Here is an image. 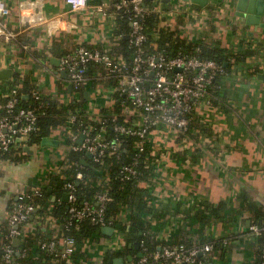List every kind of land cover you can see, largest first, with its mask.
<instances>
[{"label": "crops", "instance_id": "obj_1", "mask_svg": "<svg viewBox=\"0 0 264 264\" xmlns=\"http://www.w3.org/2000/svg\"><path fill=\"white\" fill-rule=\"evenodd\" d=\"M1 1L11 9L5 19L8 29L19 35L10 45L12 48L0 39V70L12 71L11 78L0 80V111L14 75L28 81L34 91L60 104L79 101V92L75 94L73 89L68 92L67 77H61L59 67L51 60L60 62L63 55L75 53L79 47L110 54L117 43L111 30L116 25L113 9L108 10L113 17L105 19L89 11L73 14L61 0H35L31 10H20L19 5L32 0ZM101 3L109 5L113 1L90 0L92 6ZM179 3V0H171L164 5L172 7ZM190 7L206 11L208 17L205 29L199 34L186 35L180 30L189 40L216 44L234 55L248 48L254 49L263 38L252 27L245 26L243 20L235 18L222 2L214 5L208 0L203 8L192 4ZM32 12L35 16L41 15L45 23L28 30L21 20ZM168 21L172 28L184 25L182 18ZM260 43L263 49L259 56L247 59L240 66L233 65L222 80L226 109L211 104L200 109L198 123L194 125L196 134L190 138L196 144L200 138L201 146L191 145L187 147L189 150H184L181 142L160 145V170L155 176V191L151 195L156 200L158 213L155 218L145 217V221L153 239L160 243H169L173 239L172 242L224 240L227 247L224 258L221 260L218 253L211 254L208 264H252L257 253L256 239L247 233L253 213L241 207L237 196L246 194L250 202L264 211V81L258 78L264 70V40ZM256 68L258 72L253 75ZM97 76L100 82L95 88L83 90L89 93V99H84L87 102L85 110L87 106L92 108L90 117H94L102 106L112 108L113 96L108 91L114 83ZM98 87L104 88L101 96L95 95ZM59 128L52 130L48 138L57 146H28L25 143L21 146L22 152L0 159V228L6 225L9 209L19 194L30 189L40 178L65 169L63 160L70 149ZM25 147L29 152L24 150ZM54 200L51 197V201ZM199 203L210 207L226 203V208L219 219L213 220L208 213H199L202 211L196 206ZM195 213L206 217L207 223L195 220ZM47 227L56 230L44 221L43 231ZM80 251L86 252V258L79 261L78 252L76 264H90L96 255L88 246ZM127 260L128 256L125 264H128Z\"/></svg>", "mask_w": 264, "mask_h": 264}, {"label": "built area", "instance_id": "obj_2", "mask_svg": "<svg viewBox=\"0 0 264 264\" xmlns=\"http://www.w3.org/2000/svg\"><path fill=\"white\" fill-rule=\"evenodd\" d=\"M34 1L21 3L19 5L20 10H31ZM61 2L73 14L89 11L94 15L98 14L105 19H109L113 17L111 13H108L111 8L114 14L122 10L129 11L132 14L130 21L131 30L126 36L130 46L134 48L130 63H127L121 55L88 51L83 47H79L77 52L60 59L59 71L66 73L67 81L72 85V89L76 94L78 91L80 93L81 89L84 90L86 86L85 78L83 77L85 65L87 63L99 65L105 73L104 80H115L108 93L111 96H122L127 101L128 106L122 109L125 119L124 124H127L132 119L136 120V124L128 126L117 125L115 123L117 118H112V131L122 137H137L143 140L148 129L152 127L153 130L148 135L149 149L146 161L141 163H145V165L154 169L150 183L144 186L153 195L155 191V176L160 170L161 146L172 141L176 144L181 142L184 150H189L187 147L191 145L201 146L202 140L200 138H198V144L194 143L190 138L196 134L193 126L198 123L197 117L200 115L202 106L210 104L206 95L208 89L213 86L215 75L219 73L224 78L226 74L214 62L200 60L193 56H179L175 59L167 60L163 55L157 54L144 58L141 45L145 41V36L141 18L151 14L159 15V17L165 19V25L169 27V19L178 20V18H182L184 25L180 27V30L183 33L185 32L186 35H190L192 32L199 34L205 29L208 13L204 10L194 9L190 7V4H181V2L172 7L170 6V10L165 12L163 4L159 0L152 1L150 7L144 4L145 0H118V2H113L109 5L101 3L95 6L90 4V0H61ZM10 12V7L0 0V39L5 44H9V47L19 35L18 32L9 30L6 25L5 19L9 17ZM24 17L21 21L27 26L25 28H28V30L45 23V19L41 15L37 14L35 16L33 12L25 14ZM113 29L114 27H111L112 31ZM121 38L122 36L115 38L117 43ZM103 90L104 88L98 87L95 95L101 96ZM32 95L36 101H42L43 96L38 91H34ZM78 100L79 102L83 101L80 98ZM5 101L0 111V154H8L13 147L25 145L30 134L36 131V122L39 115L38 109H24L19 106L16 88L8 92ZM84 111L89 118V114H92V108L87 106V111ZM92 117L89 119H92ZM75 120V117H69L67 125L60 127L59 130L70 140L69 149L71 151L83 153L84 156L86 154L91 156L90 160H86V158L81 160L85 164L88 161L100 163L105 154H115L119 151L121 143L118 139L111 142L103 138L102 133L105 130L103 122L95 121L100 125L99 130L92 125L79 126V130H77ZM80 137H83V140L80 145H77L76 143ZM142 146L141 142L136 144L135 147L138 153L142 152ZM138 158L137 154L133 158L132 164L122 166L119 172L120 181H128L137 176L136 166ZM76 179L82 180L81 174H77ZM64 189L66 191L65 195H67V203L69 204L68 214L71 221L79 223L88 220L93 225L109 227L105 225L103 218L104 206L110 201L106 192L96 197L95 206L84 202L78 208L72 185L66 184ZM38 196L39 193L36 189L33 190L32 196L23 192L16 197L11 205L7 215V226L11 242L15 239L20 242L22 227L36 211V207L26 203V201ZM125 217L122 214L118 215L120 220H124ZM50 221L52 223H49ZM45 222L56 228V223L50 218L45 220ZM248 232L255 238L264 237V225L261 227L250 225ZM76 245L73 238L59 236L42 242L40 250L53 256L57 261L64 260L65 264H76L70 260V257L78 250ZM100 245L98 246L100 251H98L90 264H101L104 253L108 250L117 252L124 245L123 238L120 234L113 232L112 237L107 242L102 240ZM85 246L89 245L85 244ZM143 250L145 249L143 248ZM211 251L212 246L210 244L189 249L184 245H179L173 248L165 247L160 249V252L152 255V258L154 261L164 260L159 264H165V261H170L171 264H205L204 259ZM14 253L16 251L9 244H5L3 246V262L0 264H10ZM260 258L264 264V251H262ZM146 262L147 259L144 256L139 260L140 264H145Z\"/></svg>", "mask_w": 264, "mask_h": 264}, {"label": "trees", "instance_id": "obj_3", "mask_svg": "<svg viewBox=\"0 0 264 264\" xmlns=\"http://www.w3.org/2000/svg\"><path fill=\"white\" fill-rule=\"evenodd\" d=\"M118 2V0H112ZM146 6L150 7L152 2L145 1ZM165 12L170 8L163 4ZM114 12V11H113ZM115 28L112 31L113 38L122 36L116 45L110 51L111 55H121L127 63L131 62L134 48L130 46L127 39V34L130 32L131 12L117 11L115 12ZM165 19L159 15L151 14L141 18L143 26V34L145 41L141 45L142 56L144 58L161 54L167 60L175 59L179 56L197 57L200 60L212 61L226 74L231 72L233 65L240 66L247 59L254 58L260 55L263 46L257 43L254 49L248 48L243 52L231 55L225 50L218 47L216 44H206L200 40H189L181 34L180 26L172 28L165 25ZM182 23H178V25ZM126 39H125V38ZM66 53L63 57L71 55ZM258 69H254L253 75L257 74ZM104 80L105 73L98 65L87 63L84 67V75L87 89L93 90L97 83L98 76ZM224 78L217 73L213 80V86L208 89L207 98L213 107L226 109L225 107V91L221 89V83ZM99 81V82H98ZM109 83H115L114 79L104 80ZM84 87V88H85ZM17 89V98L19 106L24 109H38V119L36 122V131L30 134L26 144L28 146H40L45 138H49L51 131L58 127L67 125L69 117H75L77 130L79 126L92 125L99 130L100 125L95 121L103 122L105 126L103 138L106 141H114L118 139L121 147L115 154H105L100 163L88 161L87 164H82L81 160L85 158L83 153L69 150L63 161L62 171L40 178L34 185L25 193L32 196V192L36 189L39 193L38 197L28 199L26 203L36 207V211L31 218L22 227V237L20 245L17 249L12 246L9 238V228L7 223L0 228V263L3 262V246L9 244L16 253L13 254L10 264H65L63 261H57L53 256L40 250V244L45 241L52 240L55 237L64 236L71 237L75 240L77 251L70 257L72 263H77L79 252V261L86 258V252L80 250L85 246L97 254L98 246L102 240L110 237L105 236L98 225L91 224L88 220L79 223L71 221L68 214L69 204L63 201L65 195V185L70 184L73 187V192L76 197V206L84 203L96 205V197L106 192L110 201L104 206V221L105 225L111 227L116 234H120L123 238V247L117 252L108 250L104 253L101 264H113L115 259L122 258L127 260L128 264H140L137 255L141 254L146 257L145 264H159L164 260L154 261L152 255L160 252L163 248H173L179 245H184L186 248L202 247L204 244H210L212 251L205 257V264L211 261V254H220L221 260L224 258L227 247L224 240H202L198 242H172L160 243L153 239L150 227L145 221V217L155 218L158 209L155 207V199L151 196V192L144 188L147 183H150L153 167H148L145 163L146 155L149 149L148 135L153 129L150 127L144 139L137 137H122L115 134L112 129V118H117V125L132 126L136 124V120L132 119L127 124H124V116L122 109L127 105V101L122 96L114 95L112 100V108L101 107L98 113L89 119L86 115L85 107L86 100L84 99V91L80 90L79 98L82 102L72 100L68 104H60L48 97H42V101H36L33 98L34 88L28 84V81L23 80L19 75H14L10 83V89ZM63 92L67 93L66 89ZM79 92V91H78ZM6 102V101H5ZM4 102V103H5ZM3 103V104H4ZM134 120V121H133ZM199 126V125H198ZM194 127V126H193ZM142 143L143 150L141 153L136 151V144ZM66 145H70V140H66ZM22 152L21 146L13 147L8 154H0V159L10 157L11 154ZM138 154V164L136 166L137 176L128 181H120V169L122 166L133 163V158ZM193 156H198L197 153H192ZM21 158V157H19ZM18 158V159H19ZM20 160V159H19ZM81 174L82 180H77L76 175ZM51 197L55 200L52 202ZM241 207L253 213L251 224L261 227L264 225V211L259 209L254 203L250 202L246 194L241 193L237 196ZM198 209L202 208L199 213H208L213 220L220 218V213L226 208V203H219L217 207H210L208 204L199 203L196 205ZM126 214L124 220L118 218L119 214ZM199 217V218H198ZM47 218H51L56 223V230H50L49 227L43 231V224ZM195 220L202 223H207L206 217H200L195 213ZM112 220V221H111ZM32 228V229H31ZM248 234H250L247 231ZM255 238V237H254ZM257 253L255 261L252 264H263L261 253L264 251V237L255 238ZM10 240V241H9ZM139 245L138 251L135 252L132 245ZM143 248L145 250H143ZM18 254V255H17ZM125 264V263H124ZM165 264H171L170 261H165Z\"/></svg>", "mask_w": 264, "mask_h": 264}, {"label": "water", "instance_id": "obj_4", "mask_svg": "<svg viewBox=\"0 0 264 264\" xmlns=\"http://www.w3.org/2000/svg\"><path fill=\"white\" fill-rule=\"evenodd\" d=\"M148 2H152L154 0H145ZM162 4H169L171 0H159ZM181 3L185 4H192L197 7H205L208 3V0H179ZM212 4H217L218 2H222V4L231 10L233 16L235 18L241 19L244 22V25L247 27H252L255 32L260 34L263 38L261 41L264 40V0H210ZM126 39V38H125ZM259 41V43L261 42ZM51 63L55 65L56 67H59L60 62L57 60L52 59ZM179 71V70H177ZM60 75L62 78H66L67 75L65 72L61 71ZM12 76V71L10 69H2L0 70V80H8ZM258 78L264 81V70L262 74L258 75ZM68 92L71 93L72 91V85L69 84ZM84 97L86 100L89 99V93H84ZM83 140V137H80L77 141V145H80ZM41 146H57V143L45 138L41 142ZM25 151L29 152V148L25 147ZM85 158L87 160L91 159V156L86 154ZM82 164H85L84 161L81 162ZM63 201L67 202V195H63ZM102 233L107 237H112L114 230L111 227H103L101 229ZM19 245V240L15 239L12 241V246L17 248ZM133 249L135 251H138L139 245L137 243H134L132 245ZM18 255V254H17ZM138 258H141L142 255L138 254ZM128 260H131V257H128ZM113 264H124V260L122 258L115 259Z\"/></svg>", "mask_w": 264, "mask_h": 264}]
</instances>
